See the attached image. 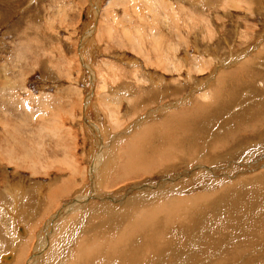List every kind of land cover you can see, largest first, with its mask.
<instances>
[{
    "label": "rangeland",
    "instance_id": "obj_1",
    "mask_svg": "<svg viewBox=\"0 0 264 264\" xmlns=\"http://www.w3.org/2000/svg\"><path fill=\"white\" fill-rule=\"evenodd\" d=\"M107 1L0 0V256L7 255L9 248L13 251L9 232H3L5 226L18 224L23 228L20 238L33 241L28 251L21 245L19 253L9 260L0 259V264L12 260L15 264H66L64 258H72L75 264L83 252L93 249L92 242L85 243L88 233L78 229L90 227L103 217L100 214L112 215L106 223L115 226L120 219L115 228H95L98 233L93 240L99 243L103 238L109 249L137 223L132 213L169 200L175 203L180 198L204 195L211 199L201 210L206 216L191 221L194 227H186V219L180 227L189 234L204 223V230L195 233L201 245L224 234L228 246L242 249L227 264H264V181H255L264 174V122L258 125L264 116V0H206L200 5L190 0H111V5ZM241 60L260 65L246 67L244 75H233L241 68ZM221 73L225 81L217 84ZM160 81L161 88L155 85ZM168 83L175 89L166 90ZM162 95H177L172 100L175 105ZM223 99L222 109L214 108ZM194 102L215 103L207 116L216 115L219 123L197 120L192 126L187 121L192 134L203 135L197 142L184 141L182 157L173 156L174 161L165 163L160 160L156 169L154 155L155 162L130 167L131 177L126 178L127 168L119 169L131 159L125 156L128 150L124 145L147 124L168 117L164 106L181 114L189 108L194 115L190 108ZM252 125H257L256 130ZM207 126L208 130L203 129ZM224 134L218 143L229 146L212 149L209 139ZM237 134L236 142L229 140ZM189 144L198 153L191 156ZM103 150L115 156L105 166L99 160ZM99 169L103 170L102 179L96 176ZM132 171L141 175L133 176ZM119 177L124 178L119 181ZM66 185L70 187L65 193L48 200L52 190ZM7 190H16L22 204L10 208ZM218 193L220 199L214 197ZM103 194L106 201L112 197L117 205L96 212L93 203L104 206L100 200ZM229 201L243 204L236 205L237 211L227 210L233 216L222 219V207L217 209V205ZM83 203L90 212L81 218L79 205ZM61 211L71 229L68 234L61 232L62 238L70 241L60 256L54 244L60 237L55 220L61 214L53 217ZM243 213L247 216L240 219ZM177 216L181 221V215ZM229 218L234 229L224 223ZM158 222L164 237H174L170 231L177 234L178 222L170 225L164 217ZM242 229L248 245L237 237ZM253 231H258L255 237ZM178 239L174 245L184 246L180 243L183 239ZM135 242L139 249V241ZM189 247L193 252L201 246L194 243ZM166 260L165 264L179 263Z\"/></svg>",
    "mask_w": 264,
    "mask_h": 264
},
{
    "label": "bare ground",
    "instance_id": "obj_2",
    "mask_svg": "<svg viewBox=\"0 0 264 264\" xmlns=\"http://www.w3.org/2000/svg\"><path fill=\"white\" fill-rule=\"evenodd\" d=\"M111 0H108L107 1V4L109 5ZM164 1V0H163ZM189 1V0H188ZM112 2V1H111ZM193 2V3H198L199 5L200 4H204L206 2V0H190V3ZM115 3V2H114ZM111 5V4H110ZM196 5V4H194ZM107 6V5H106ZM166 6V5H165ZM169 6V4H168ZM164 7V6H163ZM161 7V8H163ZM165 8V7H164ZM97 12V11H96ZM166 12V11H165ZM175 24V23H174ZM173 24V25H174ZM175 26V25H174ZM203 33V32H202ZM258 45V44H257ZM86 47V46H85ZM165 50V49H164ZM168 50V49H167ZM159 55V54H158ZM169 58V57H168ZM196 59V58H195ZM237 59V58H236ZM159 60V59H158ZM203 60V59H202ZM238 60V59H237ZM147 61V60H146ZM192 61V60H191ZM196 61V60H195ZM187 62V61H186ZM194 62V61H193ZM198 62V61H197ZM196 62V63H197ZM236 62V61H235ZM134 63V62H133ZM190 63V62H189ZM233 63V62H231ZM241 63V61H240ZM132 64V63H131ZM171 64V63H170ZM195 64V63H194ZM199 64V63H198ZM197 64V65H198ZM202 64V63H201ZM196 65V66H197ZM251 66H258L260 64H254L252 62V64L249 63H244L242 61V63L240 64V67L242 68H239L238 70H236L234 74H246L245 72V68L246 67H250ZM205 66V65H204ZM207 66V65H206ZM263 67V65H261ZM260 66V67H261ZM262 67H261V70H262ZM197 69V68H196ZM200 69V67H199ZM251 69V68H250ZM172 70V69H170ZM198 70V69H197ZM205 70V69H204ZM202 70V71H204ZM252 70V69H251ZM250 70V71H251ZM264 70V69H263ZM201 72V70H200ZM260 72V71H259ZM214 73V72H213ZM253 72H251L250 74V78L253 77L252 75ZM188 74V73H187ZM223 73H221V76L219 77L218 79V83H223L225 80H223ZM232 75V74H231ZM241 75V76H242ZM189 76V75H187ZM227 76V75H226ZM211 77V76H210ZM235 77H238V76H235ZM190 78V77H189ZM213 78V77H212ZM211 78V79H212ZM259 78V77H258ZM264 78V77H263ZM227 79V78H226ZM231 79V78H230ZM234 79V78H233ZM255 79V78H254ZM253 80V79H252ZM264 80V79H262ZM209 81V80H208ZM152 82V81H151ZM155 82V81H153ZM174 82V81H173ZM105 83V82H104ZM165 83V82H164ZM171 83V82H170ZM170 83H168V85L165 86L166 90H170V89H175V87H170V86H173L172 84L170 85ZM249 83V82H248ZM162 84V81L160 82H156L155 85H158L159 87L161 86ZM156 87V86H155ZM161 88V87H160ZM170 88V89H169ZM218 88L216 87L215 89V92ZM162 90V89H161ZM214 90V89H213ZM140 91V90H139ZM174 91V90H173ZM164 92V91H163ZM207 92V91H206ZM142 91H141V95H142ZM161 93V92H160ZM217 93V92H216ZM243 93V92H242ZM205 92H203L202 95H204ZM207 94V93H206ZM146 95H149L148 92ZM211 95V94H210ZM212 95H214L212 93ZM161 96V95H160ZM163 96V95H162ZM144 97L145 94H144ZM148 97V96H147ZM164 98H167V100H169L170 104H174V101L172 100H175L176 98H174V96L172 97V99H170L171 97L168 96V95H165L163 96ZM205 97V96H204ZM211 97V96H209ZM208 97V99L210 100V98ZM143 97H141L140 99H142ZM202 97H200L201 99ZM243 98V97H242ZM158 99V98H156ZM187 99V98H186ZM216 99V98H215ZM142 100H145V99H142ZM148 100V99H147ZM155 100V98H154ZM160 100V99H159ZM178 100V99H177ZM176 100V101H177ZM197 99L195 98V101ZM156 101V100H155ZM158 101V100H157ZM156 101V102H157ZM181 101V100H179ZM220 101V100H219ZM217 101V103L219 102ZM143 102V101H142ZM149 102V101H148ZM152 102V101H151ZM150 102V103H151ZM211 102V101H210ZM226 100L223 99V103H218L216 105H214L216 108V106H218V108H221L222 109V106L223 104H225ZM160 103V102H159ZM197 103V102H196ZM195 102L193 104H191V109L195 112V114L193 115L191 111H189L188 109H186L184 111V113H182L183 115H187L186 117H184L181 113H177V112H173L170 110H167L169 108H167L166 106H164V111L167 113L168 112V117H165V119L159 123H149L147 124L140 132H138V134L133 138V140L131 141L130 140V144L128 145V143H126L124 146L126 147V149L128 150L127 153L125 154V156H128V157H131V159H128L126 164H123L121 166V168L119 169H126L127 168V173H126V178H129L131 177L129 174H128V170L130 167H136V168H140L141 165H145L149 162L152 161V162H155V160L153 159V156L156 155V160L158 161V166L156 167V169L160 168V164H159V161L162 160L164 163L165 162H170V161H174L173 159V156H181L183 154V152L180 150L181 149V145L183 144L184 145V141L188 140V139H191L192 141L194 142H197V138L199 139L197 133H193L192 134V129L188 126H186L185 124L189 125V123H187V121L191 122L192 123H196L197 120L198 122H208V121H211V123H219L217 122L219 120V118H215V112L213 113L215 116L211 117V116H207L208 113L210 112L211 113V110L210 108L212 107L211 104H215V103H209V105L207 104H203V105H200L199 103L196 104ZM139 104V103H138ZM87 105V104H86ZM155 105V104H154ZM227 105V104H226ZM141 106V105H140ZM153 106V105H152ZM151 106V107H152ZM93 107V106H92ZM147 107V106H146ZM162 107V106H161ZM189 107V106H188ZM172 108V107H171ZM239 108V107H238ZM90 109V107H89ZM156 109V108H155ZM158 109V108H157ZM224 109V108H223ZM150 111V110H149ZM152 111L154 112V110L152 109ZM150 111V112H152ZM219 111V110H218ZM252 113H254V110L251 111ZM157 113V112H156ZM165 113V114H166ZM209 113V114H210ZM153 114V113H152ZM147 115V114H146ZM204 115V116H203ZM211 115V114H210ZM149 116V114H148ZM182 116V117H181ZM109 118V117H108ZM111 118V117H110ZM109 118V120H110ZM140 119V118H139ZM262 119V118H261ZM145 120V119H144ZM186 121V123H185ZM252 121V120H251ZM111 122V121H110ZM115 122V121H114ZM197 122V124H198ZM228 122V121H227ZM226 122V123H227ZM264 122V116H263V119L262 121H260L258 123V125L260 123ZM113 123V122H111ZM135 123V122H133ZM231 123V122H229ZM115 124V123H114ZM118 125V124H117ZM264 125V124H263ZM192 126H194V124H192ZM225 126V125H224ZM232 126V125H231ZM256 126L257 125H252L251 128L254 129L253 130H256ZM226 127V126H225ZM195 128V127H194ZM193 128V129H194ZM203 129L205 130H208V126L207 127H203ZM221 129V128H220ZM247 129V127H246ZM223 130V129H221ZM245 128L242 129V131H244ZM200 131V130H199ZM246 131V130H245ZM224 132V131H223ZM222 133V132H221ZM219 135V134H217ZM232 135V134H231ZM226 135L224 134L223 137H217L216 135H214L212 138H210L209 140H212L213 142V145L214 147H212V149H219V148H225L227 146H229L228 144L226 145L225 143L224 144H220L221 143V139H223ZM236 136L237 135H234L233 137H229L230 139L229 140H232V139H235V142H236ZM215 138H217L215 140ZM208 140V142H210ZM199 141V140H198ZM204 141V140H203ZM215 141V142H214ZM220 141V143H218ZM233 141V140H232ZM225 142V141H223ZM207 143V142H205ZM218 143V144H216ZM171 146H169V145ZM182 145V147H183ZM205 145V144H204ZM202 145V146H204ZM207 145V144H206ZM189 149L191 150V156H193V154L197 151L198 153V150L195 151V148L193 147L194 145L193 144H189ZM197 146V145H196ZM220 146V147H219ZM233 146V145H232ZM235 146V145H234ZM109 147V146H108ZM202 148V147H201ZM204 148V147H203ZM200 149V148H199ZM229 149V148H228ZM184 150V148H183ZM204 150V149H202ZM206 150V149H205ZM211 150V149H210ZM209 150V151H210ZM207 150V152H209ZM111 151H108V152H102L101 156H100V162L102 165H107L109 163H111V159H113L114 157H110L109 156V153ZM203 153H206L205 151H202ZM201 152V153H202ZM208 153L204 156H207ZM212 155V154H211ZM183 156V155H182ZM181 156V157H182ZM186 156V155H185ZM195 156V155H194ZM213 156V155H212ZM196 157V156H195ZM188 158V157H187ZM190 158V157H189ZM190 160V159H189ZM260 163V162H259ZM170 167V166H169ZM172 167V166H171ZM95 169H98V167H94ZM136 174H139L137 173L136 171H132V175L135 176ZM196 174V173H195ZM141 175V173L139 174ZM143 175V174H142ZM96 176L99 178V179H102L104 174H103V170H98L96 172ZM122 178L124 177H119L118 180L121 181ZM264 181V174L259 176L255 181L257 182H260V181ZM256 183V182H255ZM70 186L66 185V186H59L58 188L59 191H56L57 189L55 188L54 190L51 191V193L48 195V200L50 201L52 199V201L57 197V194L59 195V193L61 192L62 193H65V191L69 188ZM47 188V187H46ZM12 189H15V188H12ZM40 190V189H39ZM42 190V189H41ZM16 190H7L5 192V196L8 197L9 201H11L9 203L10 205V208H12L13 206H16L18 204H22L19 200H18V192H16ZM149 192V191H148ZM144 194V193H142ZM155 194V193H154ZM226 194V193H224ZM227 194H229L227 192ZM216 196L214 197H217L216 199H220V196H222V194H215ZM218 195H220L218 197ZM61 196V195H60ZM137 197H141L140 194H137L136 195ZM224 196V195H223ZM229 196V195H228ZM105 195L103 194V197L101 200V203H103L104 206H101L99 203H93V204H97L96 205V212L97 211H104L103 209H110V207L108 205H111L112 208H114L116 205L113 204L112 202H114V199L111 197V200H105L104 199ZM213 197V195H212ZM42 198V197H41ZM95 199H98L97 197H95ZM206 197L205 195L204 196H190L189 198H180L178 199L180 202H175L173 203V200H169L170 203H159V205H156L155 207L153 208H147V210L143 211L142 213H132L135 217H134V220L137 222L134 226H130L126 233H122L121 235H124V237L120 238L117 242H115L113 244L112 247H110L109 249L106 248V245L103 241V238L102 239H99V243H97L96 241L93 240V238H95V235L98 233L95 228L96 227H103L104 230L106 229H110V228H115L119 225L120 223V219L116 220V226L113 222H108L106 223L107 219L111 220V218H113L112 215H103V214H100V216H103V217H99L94 223H92V225L90 227H88L87 229H78V231H82L83 234H87V237H86V242L87 243L88 241L89 242H92V245H93V249L90 250V251H85L83 252L78 260L75 262V264H165L163 259H170V261H173L175 259H177L179 261V263H175V264H204L203 263V260L204 259H212L210 260V262L206 263V264H227V262H231L232 260L235 259L236 256L239 255V251L241 248H237L238 246L234 245V246H228L227 243H229L228 241H225L226 237L221 235L219 237V239H216L215 238V241H213V236H212V239H207L205 237L207 236H204V239L208 240V242L206 241V243H204V245H201L199 242L200 238H197L195 233H198L200 229H202V227L204 226L203 224H198L197 226L198 229L197 230H190V233L187 234L186 231L184 230L183 227H180L183 223V221H187L186 224H189V225H185L186 227H194L192 225H190L192 222L191 221H194L195 218L197 217H201L202 215H204V217L206 216V214L204 213L205 211L203 210V212H201V210L207 205V204H210V200H205ZM253 200V199H252ZM260 200V198H259ZM132 201V200H131ZM222 201L224 202V198L222 199ZM50 203V202H49ZM82 203V202H80ZM115 203V202H114ZM84 205L80 206V209H81V214L79 215V217L83 218V216H85L87 213L90 212V209L89 208H86L87 206V203H83ZM113 204V205H112ZM119 204V203H118ZM123 204V203H122ZM243 203H236V202H228L226 204H224L223 206H220V205H217V209L218 208H221V211L219 213H221L222 216H224L222 219H224L226 216H229V217H232L233 215L231 214L230 215V212H228L227 210H230V211H237V206L241 205ZM237 205V206H236ZM248 205H252L250 202L247 204L246 203V206H247V209H251L249 208ZM215 206V205H214ZM213 206V207H214ZM220 206V207H219ZM1 207V206H0ZM19 208V207H18ZM162 208V209H161ZM9 209V208H8ZM8 209H3V210H8ZM160 209V210H159ZM207 209V208H205ZM214 210V208H211ZM246 209V208H245ZM14 210V208L12 209ZM247 210V211H248ZM209 211V210H208ZM224 211V212H223ZM264 211V210H263ZM207 212V211H206ZM218 212V210H217ZM59 213V212H58ZM107 213H110V212H107ZM201 215H200V214ZM227 213V214H226ZM30 214V213H29ZM29 214H27V217L29 216ZM61 214V217H59ZM97 214V213H96ZM181 215L180 219L181 221L177 220L178 219V216L177 215ZM251 214V212H250ZM262 214V213H261ZM1 215L3 216L4 214L1 213ZM31 215V214H30ZM63 211H61L59 214L56 213V215L53 217V219H55L56 217H59L58 220L56 219V223H58V227L57 225L55 224V229L57 230L58 229V233H59V236L57 239L58 241L56 240L55 241V244H54V248L55 250L57 251V253H61V255L63 253L66 252V250L68 249V242L70 241V239H63L62 236H61V232L62 233H67V231H69L70 226L69 225H65L64 221L62 218H63ZM98 215V214H97ZM118 215V214H117ZM116 215V216H117ZM253 215V214H252ZM243 216H247L246 214H242V216H240V219L243 217ZM31 217V216H30ZM78 217V218H79ZM166 220V223H169L170 225L173 223V222H178L179 224L177 225V227L174 229L176 233H174V231H170L171 233H173L172 235L174 237H164L163 235H161L162 232H160L159 228H158V224H159V220L162 221V219ZM34 218V217H33ZM66 218V217H65ZM235 218V217H234ZM52 219V220H53ZM240 219H237V222L240 221ZM244 219V218H243ZM257 219V218H256ZM51 220V221H52ZM249 220V219H248ZM113 221V219H112ZM204 221V220H203ZM115 222V221H114ZM191 222V223H190ZM205 222V221H204ZM224 222V221H223ZM232 222L233 220H231V218H229V220H226L224 223H229L227 225L228 228H232ZM259 222V221H258ZM105 223L107 224V226L105 225ZM164 223V222H163ZM194 223V222H193ZM201 223V222H199ZM220 223V222H219ZM250 223V221H249ZM70 224V223H69ZM111 224L113 227H111ZM196 224V223H195ZM234 224V223H233ZM258 224V223H257ZM259 225V224H258ZM184 226V227H185ZM209 226V225H208ZM250 228H251V225H249ZM219 227V226H218ZM216 227V228H218ZM238 227V225H237ZM236 227V228H237ZM37 228V227H36ZM163 228V227H162ZM161 228V229H162ZM167 228V227H166ZM222 228V227H221ZM225 228V227H224ZM169 229V228H168ZM215 229V228H214ZM213 229V230H214ZM234 229V228H232ZM230 229V230H232ZM245 229V228H244ZM242 229V232L239 231V233L237 232V237L238 235L240 236L241 240L240 241H243L245 242L246 244L245 245H248L247 241H246V236L247 234L245 233V230ZM75 230V228H74ZM187 230V229H186ZM204 230V229H202ZM3 231V229H2ZM23 234V228L20 227L18 224L16 225V227H10V226H5L4 228V233H7L9 232L8 236L10 239H8V241L11 243V250H13L12 252H10V248H9V251L6 252L7 255L5 256H0V259L3 260H9V259H12L13 258V255H16V253H19V250L21 248V245L23 246L22 250L25 252V251H28L29 250V243H33L32 242H29L28 241H23L21 238H20V235L19 233ZM72 231V230H71ZM201 231V230H200ZM220 231V230H219ZM222 231H225V230H222ZM227 231V230H226ZM234 231V230H233ZM251 231V229H250ZM167 232V231H165ZM184 232V235H181L182 233ZM206 232V231H205ZM203 232V233H205ZM213 234H214V231H212ZM211 232V234H212ZM236 232V231H235ZM169 233V232H168ZM217 233H219L217 231ZM228 233V232H227ZM254 233V236H256V234L258 233V231H253ZM252 233V235H253ZM68 234V233H67ZM167 234V233H166ZM181 236H180V235ZM200 234V233H198ZM251 233H249L248 236H250ZM169 235V234H168ZM171 235V234H170ZM169 235V236H170ZM203 235V234H202ZM206 235V234H205ZM227 235V234H226ZM246 235V236H245ZM264 235V234H263ZM175 236L177 237H181V239H183V242H180L181 244H183L184 246H178V245H174V242L175 241H178L180 239L175 238ZM218 236V235H217ZM216 236V237H217ZM229 236V235H228ZM34 236H32V239H33ZM57 237V236H56ZM251 237V236H250ZM249 237V238H250ZM252 237V238H253ZM203 238V237H202ZM210 238V237H209ZM31 239V238H30ZM35 239V237H34ZM254 239V238H253ZM135 240H137V243L139 241V249L136 248V242L133 243ZM217 240V241H216ZM52 241V240H51ZM202 241V240H201ZM235 241V240H234ZM233 241V242H234ZM237 241V240H236ZM251 241V240H250ZM255 241V240H254ZM258 241V240H257ZM179 243V242H177ZM196 244L197 246L200 245L201 249H197V250H194L192 252V247H189L190 245L192 244ZM237 243V242H235ZM240 243V242H239ZM261 243V242H260ZM61 244V245H60ZM224 244H227V245H224ZM242 243H240L241 245ZM18 245V246H17ZM60 246H61V250H57V249H60ZM241 247V246H240ZM244 247V246H243ZM6 248V247H5ZM136 248V249H135ZM51 249V248H50ZM195 249V248H194ZM246 249V248H245ZM138 250L140 252H138ZM242 250V249H241ZM15 252V253H14ZM51 252V251H50ZM133 252V253H131ZM135 252V253H134ZM21 253V252H20ZM54 254V251L52 252ZM70 254V253H69ZM186 254H188L189 256H187ZM19 255V254H17ZM60 255V254H59ZM60 255V256H61ZM229 257L230 259H227L225 258L226 256ZM186 256V257H185ZM59 257V256H57ZM3 258V259H2ZM8 258V259H6ZM49 258V257H48ZM184 258H187V259H184ZM53 260V259H52ZM167 260L165 262H167ZM175 260V261H177ZM189 260V261H188ZM55 261V260H54ZM64 263L66 264H74V260L72 258H69V259H65L64 258ZM195 262V263H194ZM33 263V262H32ZM50 263V262H49ZM11 264H15V262H11ZM58 264V263H57ZM172 264V263H171Z\"/></svg>",
    "mask_w": 264,
    "mask_h": 264
},
{
    "label": "crops",
    "instance_id": "obj_3",
    "mask_svg": "<svg viewBox=\"0 0 264 264\" xmlns=\"http://www.w3.org/2000/svg\"><path fill=\"white\" fill-rule=\"evenodd\" d=\"M241 61H245V60H241ZM170 97H171L170 99H172L173 95H170ZM174 98H177V95H174Z\"/></svg>",
    "mask_w": 264,
    "mask_h": 264
}]
</instances>
